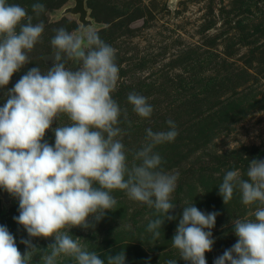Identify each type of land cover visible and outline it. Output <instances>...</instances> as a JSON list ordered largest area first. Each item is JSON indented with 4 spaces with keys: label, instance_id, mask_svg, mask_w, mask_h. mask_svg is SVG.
<instances>
[{
    "label": "rangeland",
    "instance_id": "374dc122",
    "mask_svg": "<svg viewBox=\"0 0 264 264\" xmlns=\"http://www.w3.org/2000/svg\"><path fill=\"white\" fill-rule=\"evenodd\" d=\"M24 7L33 23L43 22L40 41L28 53L29 64L14 73L7 88L26 73L39 67L42 72L54 63L51 39L55 30L65 28L78 33L94 29L100 38L116 50L119 80L113 99L121 109L117 137L125 146L126 162L142 150L146 129L167 131L168 120L176 125L177 137L154 147L161 156L160 168L177 174L171 202L176 206L169 215L176 219L162 225L153 239L148 224L163 219L153 208L128 198L123 190H113L115 207L95 222L89 217L88 229L72 228L69 235L85 250L95 252L107 264V257L125 252V264H187L172 245L184 207L194 204L205 214L216 212L212 229L214 244L205 253L207 264L230 249L237 237L233 223L254 219L258 205H244L234 190L226 205L218 186L227 171L238 170L243 179L253 159L264 160V0H84V20L71 12L75 0H7ZM34 3L45 11L32 12ZM73 61L66 68L76 70ZM0 90V107L6 95ZM130 93L147 98L153 107L149 118H141L128 103ZM65 114L52 128L69 124ZM54 146L50 129L44 138ZM138 163V162H137ZM18 199L0 189V225L15 237L21 254L26 251L22 239L27 232L16 223ZM42 248L30 264H43L50 254L54 238H32ZM57 264H77L61 255Z\"/></svg>",
    "mask_w": 264,
    "mask_h": 264
},
{
    "label": "clouds",
    "instance_id": "9594fccd",
    "mask_svg": "<svg viewBox=\"0 0 264 264\" xmlns=\"http://www.w3.org/2000/svg\"><path fill=\"white\" fill-rule=\"evenodd\" d=\"M45 11L34 3L32 12ZM44 23L18 5L0 0V90L6 89L0 107V189L18 199L19 215L14 217L28 234L22 255L15 237L0 225V264H30L37 247L32 238H54L50 254L41 257L43 264H57L61 255L74 258L77 264H105L95 252H89L73 239L72 228L88 229L89 217L99 222L117 201L113 190H123L129 199L146 204L164 218L148 224L153 239L160 236L169 213L176 208L171 196L177 174L164 172L155 146L172 142L178 135L176 125L168 120L167 131L146 129V143L126 162L125 146L117 137L121 109L113 99L119 68L116 50L106 44L91 28L70 33L61 27L51 39L54 63L42 72L29 68L8 89L14 73L29 64V55L40 41ZM73 61L76 70L66 68ZM128 103L141 118H149L153 107L147 98L130 93ZM65 114L70 123L52 128ZM54 133V146L44 138ZM138 162V163H137ZM227 171L218 186L226 205L238 190L244 205H258L254 219H237L233 231L237 242L217 257L214 264H264V160L253 159L246 172ZM218 213L200 211L194 204L184 207L172 238V245L187 264H207L205 253L212 250V229ZM107 264H125V252L107 257ZM167 264H177L175 260Z\"/></svg>",
    "mask_w": 264,
    "mask_h": 264
},
{
    "label": "water",
    "instance_id": "95a60500",
    "mask_svg": "<svg viewBox=\"0 0 264 264\" xmlns=\"http://www.w3.org/2000/svg\"><path fill=\"white\" fill-rule=\"evenodd\" d=\"M83 2L84 0H75V6L71 9V12L80 14L81 20H84V15H85Z\"/></svg>",
    "mask_w": 264,
    "mask_h": 264
}]
</instances>
